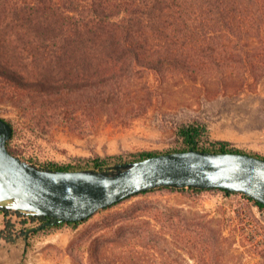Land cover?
<instances>
[{
    "label": "rangeland",
    "instance_id": "374dc122",
    "mask_svg": "<svg viewBox=\"0 0 264 264\" xmlns=\"http://www.w3.org/2000/svg\"><path fill=\"white\" fill-rule=\"evenodd\" d=\"M222 41L254 50L264 39ZM135 86L126 87L121 111L95 118L79 110L65 116L41 103L34 90L21 106L0 98V116L14 126L8 146L38 165L126 158L179 146L178 124L199 119L211 138L264 156L262 75L234 66L196 78L181 72H167L163 81L146 76ZM146 105L140 115L133 113ZM2 207L12 209L9 217L21 235L0 241V264H264V209L240 192L157 187L100 209L78 227L45 230L30 221L23 230L16 211L25 217L36 211L17 197L0 201V227L6 221Z\"/></svg>",
    "mask_w": 264,
    "mask_h": 264
},
{
    "label": "trees",
    "instance_id": "16d2710c",
    "mask_svg": "<svg viewBox=\"0 0 264 264\" xmlns=\"http://www.w3.org/2000/svg\"><path fill=\"white\" fill-rule=\"evenodd\" d=\"M248 36L264 39V0H0V98L21 106L32 100L34 90L41 103L65 116L78 110L90 118L110 116L121 111L126 87H134L146 76L163 81L167 72H181L196 78L235 66L264 77L263 41L254 50L221 43L227 37L243 40ZM139 88L135 86V91L143 90ZM145 92L152 90L147 87ZM145 109L147 105L136 107L133 113L138 116ZM177 129L182 142L167 151L32 164L52 170L114 173L149 156L191 148L264 157L230 140L211 138L207 123L199 119L181 122ZM247 197L264 209L262 202ZM1 210L6 221L0 227V241L14 242L21 234L9 217L12 209ZM16 213L23 216L24 231L29 221L45 230L78 227L89 219L61 221L43 213L29 217L21 210Z\"/></svg>",
    "mask_w": 264,
    "mask_h": 264
},
{
    "label": "water",
    "instance_id": "95a60500",
    "mask_svg": "<svg viewBox=\"0 0 264 264\" xmlns=\"http://www.w3.org/2000/svg\"><path fill=\"white\" fill-rule=\"evenodd\" d=\"M13 132V124L0 116V201L17 197L36 213L61 221H82L160 186L221 188L264 204V157L247 152L191 148L149 156L114 173L52 170L12 152Z\"/></svg>",
    "mask_w": 264,
    "mask_h": 264
},
{
    "label": "bare ground",
    "instance_id": "6f19581e",
    "mask_svg": "<svg viewBox=\"0 0 264 264\" xmlns=\"http://www.w3.org/2000/svg\"><path fill=\"white\" fill-rule=\"evenodd\" d=\"M11 199V198H10Z\"/></svg>",
    "mask_w": 264,
    "mask_h": 264
}]
</instances>
